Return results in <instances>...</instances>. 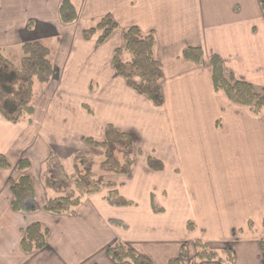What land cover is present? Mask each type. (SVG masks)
Returning <instances> with one entry per match:
<instances>
[{
	"label": "crops",
	"instance_id": "0c3cea01",
	"mask_svg": "<svg viewBox=\"0 0 264 264\" xmlns=\"http://www.w3.org/2000/svg\"><path fill=\"white\" fill-rule=\"evenodd\" d=\"M63 1L0 0L1 58L40 42L54 65L53 79L38 102L33 99L30 122L0 118V154L10 164L0 169V264H132L107 254L117 241L152 264H170L184 247L190 260L197 241L231 248L233 264H264V110L256 115L215 91L209 66L219 56L227 74L264 87V0H69L79 18L68 25L59 15ZM106 15L119 29L103 45L86 42L84 30ZM132 26L155 34L164 73L162 107L130 89L114 70L115 51L124 49L125 30ZM188 48H201L204 64L185 59ZM20 81L16 72L0 68L4 92ZM4 106L14 104L6 99ZM108 125L133 137L132 173L102 174L101 181L114 188L87 196L75 217L45 212L54 193L42 183L44 164L52 153L64 162L90 153L86 139H104ZM24 158L40 206L30 215L11 206V181ZM151 159L163 170L154 171ZM112 191L134 206H111L106 199ZM153 203L163 212L156 213ZM35 223L50 235L45 249L28 255L21 241Z\"/></svg>",
	"mask_w": 264,
	"mask_h": 264
},
{
	"label": "trees",
	"instance_id": "16d2710c",
	"mask_svg": "<svg viewBox=\"0 0 264 264\" xmlns=\"http://www.w3.org/2000/svg\"><path fill=\"white\" fill-rule=\"evenodd\" d=\"M262 9L264 12V1ZM59 15L61 22L66 25L75 23L79 18L77 8L69 0L60 4ZM118 29L117 21L111 15H106L84 30L83 39L86 42L96 40L98 45H103ZM156 45L154 32H143L137 26L127 28L125 47L115 51L113 67L116 74L127 82L130 89L148 98L156 107H162L165 103L162 90L164 73L156 57ZM183 55L187 60L204 64V53L201 48H188ZM209 66L215 91L224 93L233 104L248 107L256 115L264 110V87H256L236 80L233 75L227 74L224 62L219 56H212ZM16 73L21 78L19 92L24 93V98L12 109H6L4 102L12 94L4 92L0 87V118L12 123L30 122L34 114V84L48 85L54 76L50 49L40 42L24 44L21 67L16 70ZM86 143L89 147L102 152L103 158L100 163L87 153H77L70 160L72 171H68L65 162L52 153L44 164L42 183L47 190L56 195L48 199L44 208L45 212L75 217L87 196L98 194L104 188H114L112 184L101 181L102 174L129 176L132 173L136 149L130 134L119 131L113 125H108L103 140L86 139ZM149 164L154 171L163 170L162 165L155 160L151 159ZM30 167L29 160L22 159L16 167L19 177L11 181V206L15 213L30 215L40 210L34 181L27 173ZM9 168L8 159L0 154V169ZM106 201L114 207L134 206L133 202L121 197L117 191H112ZM153 208L156 213L163 212L154 203ZM111 224L123 229L127 228L122 222L112 221ZM262 227L264 232V220ZM193 229L194 227L190 224L188 230ZM49 235L50 231L44 225L40 223L30 225L24 231L21 241L22 251L28 255L42 251L47 247ZM195 245L197 253L193 258L188 259L190 264L208 262L233 264L235 261L231 248L213 249L202 241H197ZM260 246L264 258V234ZM107 254L117 263L130 261L132 264H152L149 258L137 254L131 246L122 241L110 245L107 248ZM187 258V250L184 247L180 258L172 260L170 264H182V261Z\"/></svg>",
	"mask_w": 264,
	"mask_h": 264
},
{
	"label": "rangeland",
	"instance_id": "374dc122",
	"mask_svg": "<svg viewBox=\"0 0 264 264\" xmlns=\"http://www.w3.org/2000/svg\"><path fill=\"white\" fill-rule=\"evenodd\" d=\"M1 57H2V55H1ZM21 57H22V49L21 48L6 51V53L3 54V58H1V59H3V61H1L2 66L0 65V68L16 72V70L20 69V67H21ZM19 86H20V84H19ZM46 88H47V86L44 84L35 83L34 88H33V99H35L38 102V100L40 99V97L42 96V93L46 90ZM13 89H15V90L12 91ZM6 90L9 91L8 92L9 94H14L13 96L11 95L10 97L7 98V101L14 104V105L19 103L24 98V93L19 92V87H18V85H16V83H12L11 85H9V87ZM88 154L90 156H93V158L97 161V163H100L102 158H103L102 152H100L98 150L91 149V152ZM65 166L67 167L68 171H72L71 170V166H72L71 161H65ZM54 196H56V195L54 194ZM188 259H189V257L187 258V261H188ZM184 261L185 260L182 261V264Z\"/></svg>",
	"mask_w": 264,
	"mask_h": 264
}]
</instances>
